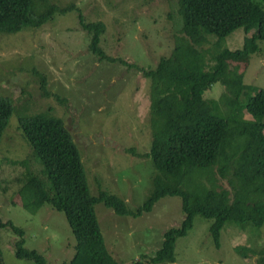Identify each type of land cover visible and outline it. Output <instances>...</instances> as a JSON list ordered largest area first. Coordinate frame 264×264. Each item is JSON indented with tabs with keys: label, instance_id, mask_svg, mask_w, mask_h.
<instances>
[{
	"label": "rangeland",
	"instance_id": "obj_1",
	"mask_svg": "<svg viewBox=\"0 0 264 264\" xmlns=\"http://www.w3.org/2000/svg\"><path fill=\"white\" fill-rule=\"evenodd\" d=\"M57 7L72 5L71 12L54 15L39 28L0 34V96L11 101L13 112L0 138V219L23 231V248L42 255L47 264L67 263L74 239L63 214L42 206L30 214L14 201V179L22 167L11 164L28 156L29 147L17 128V117L50 111L72 137L86 174L89 193L97 190L120 198L128 211L146 203L154 192L156 168L148 157L149 79L139 69H151L168 56L171 37L179 32L175 0H49ZM78 11H77V10ZM78 13L88 22H101L99 48L115 63L98 60L87 49L89 35L78 23ZM212 39V38H211ZM243 32L234 30L221 43L240 49ZM258 52L223 60L227 85H250L264 90V41ZM35 70L45 78V98ZM224 87L219 83L204 92L222 115ZM242 96L239 101H242ZM223 106V108L221 107ZM249 119L245 112L238 115ZM264 124V117L262 119ZM33 172L40 166L29 160ZM104 245L111 257L129 264L140 255H152L162 233L182 219L179 199L164 197L148 213L132 218L118 216L101 203L94 207ZM209 220L194 217L191 229L174 244V264H255L264 247V224L255 229L225 223L216 249L208 234ZM14 235L0 229L3 264H33L12 254Z\"/></svg>",
	"mask_w": 264,
	"mask_h": 264
},
{
	"label": "trees",
	"instance_id": "obj_2",
	"mask_svg": "<svg viewBox=\"0 0 264 264\" xmlns=\"http://www.w3.org/2000/svg\"><path fill=\"white\" fill-rule=\"evenodd\" d=\"M175 5L180 29L171 37L168 56L160 57L151 69L118 60L150 82L151 139L144 156L156 168L152 177L156 189L135 211H128L115 195L100 190L94 196L89 193L80 153L59 118L50 111L17 117L29 153L11 162L23 168L14 179V202L30 214L44 205L63 214L74 252L62 264H121L104 245L94 212L98 203L118 216L135 218L150 212L164 197L179 199V225L162 233L152 255H140L129 264H174L175 241L191 229L194 217L211 221L208 234L216 249L225 223L255 229L264 224V90L227 85L223 78L224 59L257 53V41H264V0H175ZM72 9V5L59 8L49 0H0V34L39 28L55 14ZM77 16L89 35V52L99 61L115 63L98 46L103 24L86 23L80 13ZM236 29L243 32L241 48H222V40ZM32 73L42 96L56 98L47 92L45 78L35 70ZM215 83L224 87L221 105L226 115L215 101L204 98ZM12 112L11 101L0 96V138ZM241 112L249 119L240 118ZM29 160L37 162L38 172L32 171ZM0 229L14 235L15 259L47 264L42 255L23 248L20 228L0 219ZM255 257V264H264V247Z\"/></svg>",
	"mask_w": 264,
	"mask_h": 264
}]
</instances>
